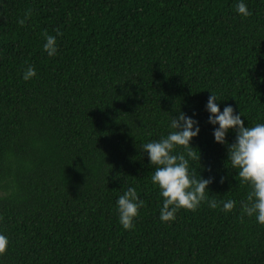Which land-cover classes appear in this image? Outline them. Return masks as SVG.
<instances>
[{
  "label": "trees",
  "instance_id": "obj_1",
  "mask_svg": "<svg viewBox=\"0 0 264 264\" xmlns=\"http://www.w3.org/2000/svg\"><path fill=\"white\" fill-rule=\"evenodd\" d=\"M245 2L247 17L235 0H0L3 264H264V224L240 210L250 186L205 110L213 91L246 126L264 123V0ZM178 109L200 123L190 166L213 177L210 197L236 201L231 211L205 201L159 219L140 146ZM130 186L144 204L124 229L116 199Z\"/></svg>",
  "mask_w": 264,
  "mask_h": 264
},
{
  "label": "clouds",
  "instance_id": "obj_2",
  "mask_svg": "<svg viewBox=\"0 0 264 264\" xmlns=\"http://www.w3.org/2000/svg\"><path fill=\"white\" fill-rule=\"evenodd\" d=\"M235 11L242 17L251 15L245 0H235ZM31 14V9H28L24 17L18 19V23L23 25ZM59 35L60 29H56V35L45 33L42 48L49 57L55 56L58 52ZM34 76L36 69L28 64L22 72V79L27 81ZM218 100L221 99L211 91L205 103V110L209 113L207 120L214 126L213 138L227 146L226 162L235 170L239 183L250 186L246 200L240 202L242 214L254 216L258 223L264 224V123L257 122L246 126L241 112L235 111L231 104H225L221 110ZM167 128L169 130L166 134L140 146L141 150L147 153L148 163L155 165L150 179L162 197L159 219L163 222L175 220L178 210L182 208L194 210L205 201L211 208L219 206L225 212L231 211L236 201L233 199L218 201L210 197L208 186L213 177H205L190 166V161L197 158L191 141L200 132V123L195 111L189 115L180 109L176 110L169 118ZM229 130L235 132V139L232 142L226 139ZM143 204L144 201L135 187L130 186L123 194L118 195L116 212L118 221L124 229L134 227V219ZM8 244V237L0 232V255L6 252ZM0 264H3L2 260Z\"/></svg>",
  "mask_w": 264,
  "mask_h": 264
}]
</instances>
